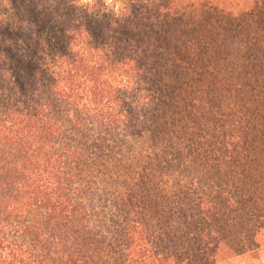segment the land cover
I'll return each instance as SVG.
<instances>
[{
    "label": "trees",
    "instance_id": "16d2710c",
    "mask_svg": "<svg viewBox=\"0 0 264 264\" xmlns=\"http://www.w3.org/2000/svg\"><path fill=\"white\" fill-rule=\"evenodd\" d=\"M0 3V264L264 246V0Z\"/></svg>",
    "mask_w": 264,
    "mask_h": 264
},
{
    "label": "crops",
    "instance_id": "0c3cea01",
    "mask_svg": "<svg viewBox=\"0 0 264 264\" xmlns=\"http://www.w3.org/2000/svg\"><path fill=\"white\" fill-rule=\"evenodd\" d=\"M216 264H264V246L256 255H240L228 261H222Z\"/></svg>",
    "mask_w": 264,
    "mask_h": 264
},
{
    "label": "rangeland",
    "instance_id": "374dc122",
    "mask_svg": "<svg viewBox=\"0 0 264 264\" xmlns=\"http://www.w3.org/2000/svg\"><path fill=\"white\" fill-rule=\"evenodd\" d=\"M0 9L6 11V12H5V13H6V16H5V17H7V18H12V19H14V18L17 16L13 11H11L9 8H7V6H4L3 3H0ZM2 10H1V11H2ZM30 12H31L30 14H27V13L23 12V14H21V15H19V16L27 17V16L30 15L31 17H35V16L39 15V13L35 12L34 10H31ZM0 18H2L1 15H0ZM242 255H256V253H252V254L246 253V254H242ZM238 256H240V255H238ZM233 258H234V257H233ZM230 259H232V258L226 259V260H224V261H228V260H230ZM221 262H222V261H221ZM218 263H219V262H218ZM215 264H216V263H215Z\"/></svg>",
    "mask_w": 264,
    "mask_h": 264
}]
</instances>
